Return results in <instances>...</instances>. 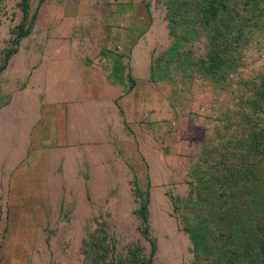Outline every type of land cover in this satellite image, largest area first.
<instances>
[{
	"label": "rangeland",
	"instance_id": "rangeland-1",
	"mask_svg": "<svg viewBox=\"0 0 264 264\" xmlns=\"http://www.w3.org/2000/svg\"><path fill=\"white\" fill-rule=\"evenodd\" d=\"M19 2L0 0V94L52 38L87 64L108 60L131 92V106L117 100L123 124L110 128L107 150L101 144L98 205L84 234L99 237V250L82 246L69 264H212L193 253L184 227L205 220L213 230L209 208L229 205L220 195L230 187L245 226L264 223V137L255 145L246 136L264 126V0H27L34 18L23 31ZM230 162L244 179L210 181ZM46 236L0 234V264H47Z\"/></svg>",
	"mask_w": 264,
	"mask_h": 264
},
{
	"label": "crops",
	"instance_id": "crops-1",
	"mask_svg": "<svg viewBox=\"0 0 264 264\" xmlns=\"http://www.w3.org/2000/svg\"><path fill=\"white\" fill-rule=\"evenodd\" d=\"M47 42L0 94V234H47V264H69L93 226L101 144L107 150L110 128L123 124L117 100L131 92L108 60L87 64L67 40Z\"/></svg>",
	"mask_w": 264,
	"mask_h": 264
},
{
	"label": "trees",
	"instance_id": "trees-1",
	"mask_svg": "<svg viewBox=\"0 0 264 264\" xmlns=\"http://www.w3.org/2000/svg\"><path fill=\"white\" fill-rule=\"evenodd\" d=\"M19 7L21 12L19 30L23 31L24 24L32 22L34 16L28 17L27 0H20ZM262 112L264 113V111ZM256 119L260 120L259 118ZM249 127L250 128L247 130L249 135L246 136L251 138V141H255V145H259L257 141L259 138L264 137V126L256 128V126L251 125ZM254 147L255 146H253V149ZM230 163L232 165L224 167L221 165L216 175L214 171L215 178L211 177L210 181H216L221 185L223 183L217 178L219 177L227 181L229 185H236L235 183L239 180L238 178L242 179L245 174L242 172L240 165L238 166V164ZM218 171H224L225 173L219 174ZM217 187L220 188L219 186ZM230 188L225 189L228 191V194L225 192V196L220 195V197H226L229 200V205L220 201V203L215 204L213 208L212 205L209 208V211L213 210L212 212L214 213V222L212 223L214 227L213 230L212 228L210 230L207 229L205 220L199 221V223H196L193 227L185 224L184 229L187 232L193 253L195 255L203 254L207 258L211 257L210 262L212 264H264V240L260 238L262 234L264 235V223L259 224L260 222H256L252 224V222H249L248 226H245V221H241L240 215L237 213L238 206L235 199L231 197ZM243 190L245 191L246 189ZM197 203L198 202H195L194 205ZM137 213L143 223V235H146V226L144 225L146 222L145 204H140ZM98 232L95 234H98ZM209 234L215 235L209 236ZM85 245L99 250V237L94 236V234L88 235L87 242L83 241L82 243V246ZM150 245V251L152 252L153 245L152 243H150Z\"/></svg>",
	"mask_w": 264,
	"mask_h": 264
}]
</instances>
